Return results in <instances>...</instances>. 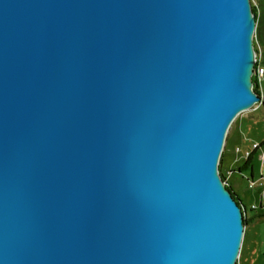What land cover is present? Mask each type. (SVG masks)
Returning <instances> with one entry per match:
<instances>
[{"label": "water", "instance_id": "water-1", "mask_svg": "<svg viewBox=\"0 0 264 264\" xmlns=\"http://www.w3.org/2000/svg\"><path fill=\"white\" fill-rule=\"evenodd\" d=\"M254 29L249 0H0V264H235Z\"/></svg>", "mask_w": 264, "mask_h": 264}, {"label": "rangeland", "instance_id": "rangeland-1", "mask_svg": "<svg viewBox=\"0 0 264 264\" xmlns=\"http://www.w3.org/2000/svg\"><path fill=\"white\" fill-rule=\"evenodd\" d=\"M251 9H254L255 29L252 35V44L255 50L256 60L254 67L263 70L260 76V85L258 90L260 91V101L254 103L251 107L240 111L231 122L227 134L225 143L230 132L233 133L230 138V150L227 152L228 169L231 173H228L227 169H222L225 179L231 181L235 186L238 194L242 197L243 203L250 208L251 204H256L259 207V200L257 197L260 191V172L262 170L261 162L258 157L261 151H264V143L261 144L260 149L254 152L250 165L245 166V151L251 149V145L254 142L261 143L264 141V0H249ZM254 68V69H255ZM254 69L253 73L254 74ZM252 81V76H251ZM253 89V84H252ZM236 147L240 148V151H236ZM225 150V144L222 153ZM252 173V179L255 182L253 187L248 186L247 177H250ZM255 226V232L258 234L256 239V255L251 259L253 264H264V256L259 252L260 239L264 241V216H260L257 219ZM243 242V239H242ZM259 244V245H258ZM241 247L236 259L235 264H238ZM250 262V261H249Z\"/></svg>", "mask_w": 264, "mask_h": 264}, {"label": "crops", "instance_id": "crops-1", "mask_svg": "<svg viewBox=\"0 0 264 264\" xmlns=\"http://www.w3.org/2000/svg\"><path fill=\"white\" fill-rule=\"evenodd\" d=\"M232 136H233V133L230 132V134L227 137V140L225 143V150L222 156V169L223 170L227 169V171H230V169H228V163H227V158H228L227 152L230 150V140H231L230 138H232ZM250 177H251V174H250ZM229 183L232 189L238 194L233 183L231 181H229ZM258 194H257V197H258ZM238 196L242 200V197L239 194ZM245 210H246V216H245L246 223L244 226L243 242H242L241 253H240L238 264H253L251 259L254 257V255H256V247H257L256 239L258 238V234L255 232V229H254L255 228L254 224H256V221L257 219L260 218V216H264V214H262V212H264V207H261L260 209L257 208V209L251 210L250 208L247 209V207L245 206ZM259 244H258L259 252H261L262 255L264 256L263 239H260Z\"/></svg>", "mask_w": 264, "mask_h": 264}, {"label": "built area", "instance_id": "built-area-1", "mask_svg": "<svg viewBox=\"0 0 264 264\" xmlns=\"http://www.w3.org/2000/svg\"><path fill=\"white\" fill-rule=\"evenodd\" d=\"M256 60V59H255ZM255 68V67H254ZM263 70L261 68H255L254 69V74L257 76V80H258V84L260 85V76L262 74ZM258 85V86H259ZM260 99H261V96H260ZM261 147V144L260 143H257V142H254L252 143L251 145V149L249 150H246L244 155H245V158L250 155V153L252 151H257L258 149H260ZM236 151H240V148L239 147H236L235 149ZM259 159H260V162H261V166H262V170L260 172V179L262 180L259 184H260V191H259V194H258V200H259V206L260 207H264V151H261L258 155ZM228 173H231L230 171ZM247 180H248V186L249 187H253L255 185V182L253 181L252 177H247ZM223 183L224 185H228L230 184L229 181L227 179H224L223 180ZM250 209L253 210V209H257V205L256 204H251L250 205ZM243 215L246 216V210L244 209L243 211ZM243 239V237H242Z\"/></svg>", "mask_w": 264, "mask_h": 264}, {"label": "trees", "instance_id": "trees-1", "mask_svg": "<svg viewBox=\"0 0 264 264\" xmlns=\"http://www.w3.org/2000/svg\"><path fill=\"white\" fill-rule=\"evenodd\" d=\"M252 12H254L253 7H252ZM252 83H253V91L256 92L260 96V91L258 90V85L259 84H258V80H257V76L256 75H252ZM263 143H264V141H262L260 144H263ZM254 152H255V150L252 151L250 153V155H248L245 158V166L250 165V160H251ZM222 156H223V153H221V156H220V159H219L218 168H219V175H220L221 179L224 180L225 176H224L223 171H222ZM251 177H252V173H251ZM225 187L231 192L233 198L245 208L244 203L242 202V200L240 199L238 194L232 189L231 185L228 184V185H225ZM262 214H264V212H262ZM243 223H244V225L246 223V218H245L244 215H243Z\"/></svg>", "mask_w": 264, "mask_h": 264}]
</instances>
